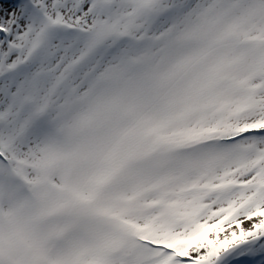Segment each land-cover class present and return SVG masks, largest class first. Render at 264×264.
Listing matches in <instances>:
<instances>
[{"label":"snow or ice","instance_id":"snow-or-ice-1","mask_svg":"<svg viewBox=\"0 0 264 264\" xmlns=\"http://www.w3.org/2000/svg\"><path fill=\"white\" fill-rule=\"evenodd\" d=\"M0 264H264V0H0Z\"/></svg>","mask_w":264,"mask_h":264}]
</instances>
